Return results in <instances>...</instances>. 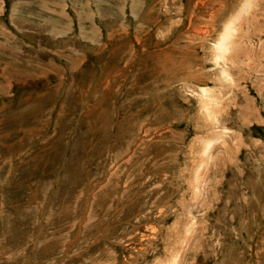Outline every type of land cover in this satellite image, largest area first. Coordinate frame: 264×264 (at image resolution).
<instances>
[{
  "label": "rangeland",
  "instance_id": "374dc122",
  "mask_svg": "<svg viewBox=\"0 0 264 264\" xmlns=\"http://www.w3.org/2000/svg\"><path fill=\"white\" fill-rule=\"evenodd\" d=\"M245 1L0 0V264H264V0Z\"/></svg>",
  "mask_w": 264,
  "mask_h": 264
},
{
  "label": "bare ground",
  "instance_id": "6f19581e",
  "mask_svg": "<svg viewBox=\"0 0 264 264\" xmlns=\"http://www.w3.org/2000/svg\"><path fill=\"white\" fill-rule=\"evenodd\" d=\"M253 0H246L244 2V6L241 7V11H239L240 14H238V17H241L244 15V12H248V10L251 7ZM235 20H230L228 23H226L224 31H222L223 33L221 34L218 42H216L213 45V54H214V60L219 64V63H223L228 59V54L230 52H232L233 50V43H234V39H235V35H234V23ZM227 63V62H226ZM217 65V64H216ZM220 65V64H219ZM225 65V64H224ZM227 71V70H226ZM228 72V71H227ZM223 74L227 77L226 72L223 71ZM228 74V73H227ZM224 77L226 80L227 78ZM190 79V78H189ZM229 80H227L228 82ZM200 96L201 99L204 101V104L202 106V110L205 114V116L208 119H212L214 117V99L215 96L212 93V91L210 89H208V87H201L200 90ZM216 137V136H215ZM205 140V139H204ZM216 140H212L210 139V141L208 140V142H206L204 144V150L207 153L213 143H215ZM205 142V141H204ZM203 150V149H202ZM203 154V153H202ZM207 155V154H206ZM203 156V155H202ZM201 156V157H202ZM209 160V158H207ZM206 160V159H205ZM204 161V160H203ZM205 164V163H204ZM203 164V165H204ZM200 166V165H199ZM201 167V166H200ZM201 171V170H200ZM199 171V172H200ZM200 174V173H199ZM180 258L179 253H176V256L173 257L172 263L177 264L178 260ZM179 264V263H178Z\"/></svg>",
  "mask_w": 264,
  "mask_h": 264
}]
</instances>
